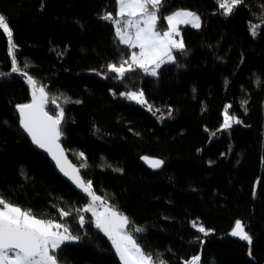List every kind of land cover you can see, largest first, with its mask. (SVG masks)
<instances>
[{
    "label": "trees",
    "instance_id": "obj_1",
    "mask_svg": "<svg viewBox=\"0 0 264 264\" xmlns=\"http://www.w3.org/2000/svg\"><path fill=\"white\" fill-rule=\"evenodd\" d=\"M116 9V0H0L19 69L0 30V198L79 237L61 245L58 264H121L83 211L89 195L18 128L14 109L32 102L31 77L44 110L63 111L60 143L84 184L126 216L153 263L264 264V0H243L230 15L217 0H163L160 32L180 9L197 14L200 28L180 29L184 48L154 77L109 71L131 52L103 18ZM138 90L149 110L121 95ZM226 110L239 123L222 129ZM142 157L163 167L150 172ZM235 221L251 237V257L228 234Z\"/></svg>",
    "mask_w": 264,
    "mask_h": 264
},
{
    "label": "snow or ice",
    "instance_id": "obj_2",
    "mask_svg": "<svg viewBox=\"0 0 264 264\" xmlns=\"http://www.w3.org/2000/svg\"><path fill=\"white\" fill-rule=\"evenodd\" d=\"M218 5L224 10L225 15H230L243 0H217ZM117 16L123 19L121 26L120 20H114L111 14L103 17L112 20L117 25L116 35L119 42L130 48H139V53L133 52L130 60H124L117 67L109 65V71L115 72L119 77H124L126 72L132 71L133 66L138 67L146 73L155 76L156 69L165 61H173L172 49H183L182 41H176L174 35H179L177 25L180 23L191 24L194 28L200 27V19L191 12H176L167 17L168 30L161 33L157 29V23L161 19L159 15L163 0H117ZM258 26H252L253 34ZM0 30L8 38L9 55L13 57L12 72L19 71L14 56V43L12 40V30L3 15H0ZM127 65V67H125ZM152 66V67H150ZM4 75V73H0ZM27 83L33 88L32 102L29 104L18 105L17 110L21 117V126L31 137L32 142L38 147L47 151L61 171L69 175L61 166L62 150L57 143L60 137L59 125L63 119V111L55 116H50L44 110L46 95L43 88L36 89L35 81L29 77ZM39 92V97L36 93ZM129 99L140 103H146L143 93H127ZM234 118L225 111L224 128L230 127V122ZM239 123V121H236ZM146 162L151 167L161 166L159 160H149ZM75 172V170H73ZM74 183L91 197V204L83 209L91 212L95 218V227L111 241L122 264H152V258L145 255L140 247L133 240L132 236L125 231L129 221L112 209L106 208L101 202L99 211L95 205L99 197L91 191V182L87 185L80 180L78 175L70 176ZM61 218L70 215L69 212L61 211ZM83 225L84 217H80ZM140 231V229H137ZM199 231L205 230L201 227ZM206 234V233H205ZM241 240L251 244V237L246 233L240 221L235 223L231 232ZM79 237L70 235L69 229L52 220H43L35 217L30 211L8 203L0 198V264H58L55 253L61 248L65 241H74ZM199 257H195L189 264H196Z\"/></svg>",
    "mask_w": 264,
    "mask_h": 264
},
{
    "label": "rangeland",
    "instance_id": "obj_3",
    "mask_svg": "<svg viewBox=\"0 0 264 264\" xmlns=\"http://www.w3.org/2000/svg\"><path fill=\"white\" fill-rule=\"evenodd\" d=\"M116 3H117V0H116ZM224 11V10H223ZM117 12H118V4H117V9H116V17L114 18V20H120V24H121V26L123 25V20H126L127 19V17H124L123 19H121L120 17H118L117 16ZM176 12H191V13H194V12H192V11H189V10H183V9H180V10H175L173 13H176ZM173 13H171V14H169V15H172ZM195 14V13H194ZM1 15V14H0ZM168 15V16H169ZM196 16H197V14H195ZM165 22H166V25H167V27H166V29H165V31L166 30H168V24H167V21L165 20ZM112 24H113V26H114V32H115V35H116V27H117V25L114 23V21H112ZM183 27H189V28H191V29H194V30H198L199 28H194V27H192L191 26V24H184V23H180V24H178L177 25V29H178V32H179V35H174V39L176 40V41H182L183 42V39H182V35H181V31H180V29L181 28H183ZM164 32V31H163ZM163 32H161V33H163ZM116 37H117V35H116ZM117 39H118V37H117ZM119 40V39H118ZM130 48V47H129ZM131 49V52H130V54H129V57H128V59L127 60H130V58H131V55H132V53L133 52H136V53H139V51H140V49L139 48H130ZM172 50H178V49H176V48H174V49H172ZM164 63H170V62H168V61H165ZM120 66V65H119ZM119 66H117V67H119ZM125 67H127V65H125ZM135 66H133V68H134ZM150 67H152V66H150ZM158 69V68H157ZM157 69H156V72H157ZM145 72V71H144ZM115 73V72H114ZM146 73V72H145ZM116 74V73H115ZM146 74H148V73H146ZM117 75V74H116ZM149 76H151V77H154L153 75H150V74H148ZM118 76V75H117ZM156 76V75H155ZM119 77V76H118ZM32 91H33V88H32ZM130 92H135V93H140V92H142L141 90H138V91H129V92H126V93H122L121 95L125 98V99H127V100H129V101H132V102H135L136 104H138L139 106H141V107H143L144 109H147V110H149V108H148V105H147V102L146 103H140V102H137L136 100H133V99H129L128 97H127V93H130ZM143 93V92H142ZM38 96H39V92H38V94H37ZM143 99H144V101H146V99H145V96H144V93H143ZM61 110H59L58 112H60ZM229 115V114H228ZM230 116V115H229ZM263 118H264V103H263ZM224 120H225V111L223 112V123H222V125H221V128L222 129H227V128H230V127H232L233 125H236V124H238L236 121V119H233L231 122H230V127H227V128H224L223 127V125H224ZM255 189H256V186H255ZM95 196H97V197H99V200H97L96 201V205H95V207L99 210V211H103L104 210V208H101L100 207V205H101V202H103V199H102V197L101 196H99V195H97V194H95L94 192H92ZM90 197V196H89ZM91 204V197H90V202L88 203V204H86L85 206H84V208L83 209H85L86 207H88L89 205ZM103 205H104V207H106V208H109V209H112V210H114L115 212H117V213H119L117 210H115V209H113V208H111V207H109L105 202H103ZM87 213H89L90 215H91V217H92V219H93V223H94V220H95V218L92 216V213L91 212H87ZM120 215H122V216H124V217H126L124 214H122V213H119ZM55 222V221H54ZM237 221H235L234 222V224H233V226H232V228L230 229V231L228 232V234L231 236V237H233V238H236V239H238V240H240V241H242V242H244V243H246L247 245H248V256L249 257H251V252H250V244L247 242V241H244V240H241V239H239L238 237H236V236H232L231 235V232L233 231V229H234V227H235V223H236ZM58 223V222H57ZM94 225H95V223H94ZM199 228H201V226H196V229H198L199 230ZM125 231H126V229H125ZM101 232V231H100ZM70 233V232H69ZM102 234H103V232H101ZM248 234V233H247ZM70 235H72L71 233H70ZM104 235V234H103ZM249 235V234H248ZM72 236H74V235H72ZM105 236V235H104ZM74 237H76V236H74ZM106 237V236H105ZM107 238V237H106ZM108 239V238H107ZM109 240V239H108ZM76 240H74V241H65L64 243H74ZM109 242H110V244L112 245V243H111V241L109 240ZM113 247V246H112ZM113 249H114V247H113ZM114 251H115V249H114ZM115 254H116V256H117V258H118V260L120 261V263L122 264V261L120 260V258H119V256L117 255V253H116V251H115ZM152 264H163V263H153L152 262Z\"/></svg>",
    "mask_w": 264,
    "mask_h": 264
},
{
    "label": "water",
    "instance_id": "obj_4",
    "mask_svg": "<svg viewBox=\"0 0 264 264\" xmlns=\"http://www.w3.org/2000/svg\"><path fill=\"white\" fill-rule=\"evenodd\" d=\"M14 112L18 118V128L20 130V132L22 133V135L28 140V142L30 143V145L32 146V148L38 152L40 155L44 156L48 161L49 163L53 166V168L55 169V171L59 174V176L67 183L69 184L75 191L77 192H84L81 190L80 187L77 186L76 183H74L73 179L70 178V176L72 175H78L80 180H82L81 176H80V172H79V168L77 166H75L71 161L70 159L68 158V155L65 151V149L63 148L62 144L60 143V137L57 141V143L59 144V148L62 150V155H61V166H63V168L65 169L66 172L69 173V175H65V172L64 171H61V167L57 165V162L56 160H54L52 158V156L47 152L45 151L44 149L38 147L37 145H35L33 142H32V139L31 137L28 135V133L23 129V127L21 126V117H20V113L19 111L17 110V107L14 109ZM50 115V114H48ZM51 116V115H50ZM145 158H148L149 160H159L161 161L160 159H156V158H151V157H142L140 159V163L147 169L149 170L150 172H157L159 171L162 167H163V162L161 163V166L158 167V168H154V167H151L149 165V163L146 162ZM75 170V172L73 171Z\"/></svg>",
    "mask_w": 264,
    "mask_h": 264
}]
</instances>
